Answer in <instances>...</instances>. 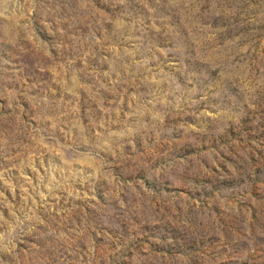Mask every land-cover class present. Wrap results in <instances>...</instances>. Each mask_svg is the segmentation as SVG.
Wrapping results in <instances>:
<instances>
[{"label": "rangeland", "instance_id": "rangeland-1", "mask_svg": "<svg viewBox=\"0 0 264 264\" xmlns=\"http://www.w3.org/2000/svg\"><path fill=\"white\" fill-rule=\"evenodd\" d=\"M0 264H264V0H0Z\"/></svg>", "mask_w": 264, "mask_h": 264}]
</instances>
